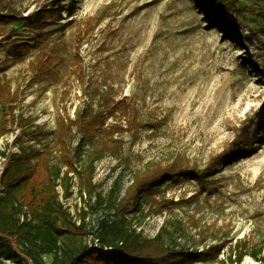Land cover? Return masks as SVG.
<instances>
[{
    "label": "rangeland",
    "instance_id": "374dc122",
    "mask_svg": "<svg viewBox=\"0 0 264 264\" xmlns=\"http://www.w3.org/2000/svg\"><path fill=\"white\" fill-rule=\"evenodd\" d=\"M1 1L3 14L26 16L56 0ZM61 1L75 15L42 37L0 28V156L20 154L23 139L42 155L31 164L43 182L50 167L67 170L61 119L98 118L93 139L74 126L66 136L80 174L67 195L56 190L72 223L86 213L80 244L97 247L137 178L175 168L186 174L141 195L131 230L207 255L194 264H236L235 246L264 257V0ZM10 38L30 46L18 63L3 52ZM49 56V75L36 72Z\"/></svg>",
    "mask_w": 264,
    "mask_h": 264
},
{
    "label": "trees",
    "instance_id": "16d2710c",
    "mask_svg": "<svg viewBox=\"0 0 264 264\" xmlns=\"http://www.w3.org/2000/svg\"><path fill=\"white\" fill-rule=\"evenodd\" d=\"M1 5L0 0V28L11 23L22 24L24 29L36 31L37 37L45 35L47 27H54L75 15L74 5H65L61 0L43 5L26 16L3 14ZM29 47L26 42L10 38L3 52L8 61L18 63L25 59ZM52 63L53 58L49 56L45 59L40 57L32 65L36 72L42 71L48 76ZM93 121L96 127L91 119L86 120L82 114L74 122L61 119L56 129L67 170L62 174L60 169L50 167L43 182L40 181L41 173L37 171L38 165L31 164L33 159L42 155L23 148V139L16 141L20 143V154H6L0 195V264L7 261L14 264H45L43 256H52L50 264H194L206 261V254L170 252L161 246L160 236L150 241L142 240L139 234L131 230V220L127 219V215L137 211V200L141 195L149 194L152 187L160 183H174L178 177L186 174L175 168L137 178L126 199L112 206L114 216L119 220L100 227L96 237L97 247L79 243L78 237L87 231L86 213H83L80 224L72 223L69 214L58 202L56 190L60 187L67 195L72 181L70 173L80 174L75 168V153L73 155L66 140L71 135V128L74 126L82 139H93L102 133L98 118H93ZM18 125L22 127V124ZM241 153L243 151L239 150L227 160ZM44 166L47 167V161ZM61 222H64L62 228ZM232 252L236 264H240L247 255L256 264H264V257L257 252L248 253L237 246ZM19 256L23 259L20 260Z\"/></svg>",
    "mask_w": 264,
    "mask_h": 264
},
{
    "label": "built area",
    "instance_id": "2783aa9c",
    "mask_svg": "<svg viewBox=\"0 0 264 264\" xmlns=\"http://www.w3.org/2000/svg\"><path fill=\"white\" fill-rule=\"evenodd\" d=\"M4 166H5V158L0 156V195H1V190H2V176H3V172H4Z\"/></svg>",
    "mask_w": 264,
    "mask_h": 264
}]
</instances>
